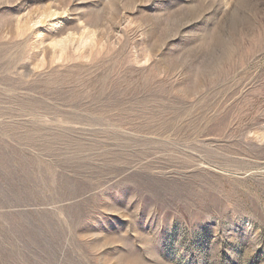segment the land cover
<instances>
[{
  "label": "rangeland",
  "instance_id": "obj_1",
  "mask_svg": "<svg viewBox=\"0 0 264 264\" xmlns=\"http://www.w3.org/2000/svg\"><path fill=\"white\" fill-rule=\"evenodd\" d=\"M0 264H264V0H0Z\"/></svg>",
  "mask_w": 264,
  "mask_h": 264
}]
</instances>
